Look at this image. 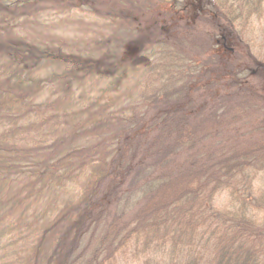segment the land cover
<instances>
[{"label":"trees","instance_id":"16d2710c","mask_svg":"<svg viewBox=\"0 0 264 264\" xmlns=\"http://www.w3.org/2000/svg\"><path fill=\"white\" fill-rule=\"evenodd\" d=\"M113 1L105 9L108 0H0V264H102L134 236L146 238L142 249L136 244L144 264L157 263V244L178 247L167 264H264V183L254 186L264 171L263 136L204 161L197 136L203 127L188 120L201 113L212 127L233 124L239 115L232 111L234 102L247 98L234 90L231 98L222 93L215 103L210 100L208 108L198 97L199 113L191 102L177 109L197 82L187 70L196 65L195 56L213 48L214 38L189 26L187 37L165 35L160 39L166 42H153L140 33V17L159 1ZM212 2L213 28L225 34L246 26L254 0ZM86 4L112 33L85 45L56 41L44 17ZM131 45L140 50L123 57ZM158 66L157 75L170 87L164 82L161 96L152 93L146 103L144 94L140 102L132 99L125 80H137L145 70L153 74ZM175 75L183 82L176 83ZM149 108L156 123L172 126L175 139L161 137L147 146L149 161H123L121 151L138 145L129 141L130 133ZM101 133L108 138L98 139ZM175 145L189 148L183 167L155 175L158 164L169 163ZM128 177L129 190L113 184ZM193 181L197 184L190 187ZM138 183L144 185L133 191ZM147 191L153 204L140 206L139 196L147 201ZM225 191L240 202L238 210L213 205L212 198ZM112 196L117 202L110 216L105 199ZM186 201L194 209H187ZM135 208L139 214L129 219ZM159 229L162 238L155 237ZM80 247L85 250L77 254Z\"/></svg>","mask_w":264,"mask_h":264},{"label":"rangeland","instance_id":"374dc122","mask_svg":"<svg viewBox=\"0 0 264 264\" xmlns=\"http://www.w3.org/2000/svg\"><path fill=\"white\" fill-rule=\"evenodd\" d=\"M158 1L159 2H157V4L153 5L140 17V19L144 22V24H141L143 25L140 29L141 34L143 31V34L146 33L147 37L149 34L152 38L151 41L153 42H166L165 39L164 41H161L160 37H164L165 35H179L187 37L185 31L186 29L189 30V26H191L194 29L201 28L204 32L208 31L209 35L212 36L215 41L213 48L206 52L204 56L194 57L196 65L187 70V73L191 72L194 76L191 80L195 79L197 82L194 84V90H190V93L187 94L184 104H182V109H177L183 110L184 107H191V102L192 107L198 112V109L202 107V105L199 106L200 104L194 103L198 100V97L202 101V104L208 108L210 100L212 103L214 100L215 103V101L220 98H217V96L222 93H224L226 97L231 98L233 93L235 94L234 90L238 91L237 95L240 98H247V101L245 102L240 99L238 103H236L237 101L234 102L236 107L232 111L237 113V115L239 113V115L238 119H236L233 124L223 123L220 127H212L211 123L209 124V120H207L208 117H202L203 114L199 112V114H194L195 117L193 115L189 116L190 119L188 120L193 121L192 123L197 122L196 125L201 128L203 127V129L199 130L203 131V133L195 132L197 133V136H199L198 141H201L199 147L203 152V160L206 161L211 159L210 156L219 158L222 156L223 151L229 150L228 148L231 149L232 147L239 145L243 146L245 144L249 146V142L256 143V141L259 142L262 140L264 138V0H254L252 6L253 11L247 17L245 27L242 25L237 27L235 26L234 29L226 32L225 34L220 32V28H213L212 23L214 21L216 22L215 14L212 12L213 0ZM84 2L86 3L88 0H84ZM108 2L109 3L105 4V6L103 5L105 9L108 8L109 4L115 5V1L113 0H108ZM103 6L101 7L103 8ZM101 7L98 8L102 11ZM44 18H46L45 23L46 20L47 22L50 21L51 34H53L52 36H54V39L60 43L65 42L68 46L70 43L77 44L78 42L85 45L86 41L101 38L106 32L112 33L111 31L113 29H109L104 26L103 19H101L98 13L94 12L88 4L84 6L80 5L69 12L57 13L56 15L53 14ZM104 21L107 22V20ZM49 23L44 24V26L49 25ZM209 23L211 25H209ZM155 25L157 28L159 26V28L156 30V35L152 36L151 32L153 31V28H155ZM243 30H245V32ZM33 35H35V32ZM239 37H241L242 40H239ZM137 41H139V39H137ZM130 47H132V45ZM138 50H140L139 46H133L127 51L123 50L122 55L123 57L127 56V58L131 59L132 56L136 55ZM142 51L143 49H141V52ZM148 51L150 50L148 49ZM160 67L161 66H158L157 68L154 67L152 71L153 74L150 75L148 70L143 71L140 75H137V80L135 77L130 78L129 76V78L125 80L126 86L129 88V92L126 93H131L132 99L138 100L139 102L141 101L143 94L144 102L146 98H151L152 93H156L161 96L163 91H158L164 89V85L161 84L165 82L164 84H167V86L169 85L164 76L160 78V74L157 75L161 72ZM206 72H208V74ZM200 74L202 75L201 77H199ZM219 78H222V82L218 81ZM173 79L176 83L180 80L177 75H175ZM211 79L217 80L216 84L212 83L210 85ZM169 82L173 84L172 81ZM181 82H183V80H180L178 84ZM176 83L175 85H177ZM243 83H246L244 88ZM92 86L93 91L90 87V89L88 88L89 95L92 92V97L97 96L99 83L96 81L94 85L92 84ZM95 88H97L96 91H94ZM147 91L149 96L148 94H145ZM112 95L114 94L112 93ZM220 103L222 104V102ZM151 108L146 109L145 111L146 119H140V121L137 122L138 125L134 128L135 131L130 133L132 138L129 139V141L132 143L133 140L136 139L138 145L135 146V151L131 152L130 149L125 148L121 151L119 157L122 156L121 159L123 161L134 158V164L139 160L140 162L149 161L151 159V155L146 154L148 153L147 146L152 147V142H158L161 137H166L168 142H172L175 139V133L173 132L171 125L168 126V123H166L168 128L164 129V123L158 124L153 120V118H150L149 113L154 112L150 111ZM166 108L167 105L164 109L166 110ZM170 110H174L175 112L176 109L170 108ZM191 117L197 119L193 120L194 118ZM112 122L116 123V120L113 119ZM90 124L94 125L95 120ZM86 127L92 128L90 126ZM107 135L108 133H101L98 139L104 140L108 138ZM124 143L125 140L122 144ZM176 148H178V151ZM174 149L175 150H171V155H168L169 158L167 159L169 163H165V165H162V163L157 165L154 172L155 175L158 171H164V173L167 174L180 166L183 167L184 160L187 159L189 148L187 149L186 147H179L175 145ZM216 171L218 174L217 176H219V174H221L220 171ZM88 174V171H86V174L81 176V178H86ZM171 177L173 176L171 175ZM128 179L129 177L124 182L117 179L116 181L121 183L113 184L121 187L122 189L129 190L131 189V186ZM263 183L264 171H260L259 175L257 174V177L255 178L254 186L259 187ZM196 184L197 181H193L190 187H194ZM142 185H144V183L133 184L132 188L141 187ZM135 190L136 189L133 191ZM140 193L141 192H139V194ZM149 195L150 194L147 191L146 196L148 200L146 201L145 197L143 202H141L142 197L139 196L138 204L140 206H143L146 202L153 204L155 198H149ZM233 196H230V193L227 191L218 193L212 198V203L220 209H230V206H232L234 209L238 210V208L241 207V204ZM116 199L117 196L110 197V204H108V199H105V201L107 200L105 206L108 205V208H110V216L114 211L113 206L117 202ZM156 199L158 200V198ZM187 203V209L193 208V204L186 201V204ZM250 210L252 211L251 207ZM130 214L131 217L129 219L139 214L137 208H135ZM154 233L155 237L159 236V238H162L164 234L161 229L154 231ZM137 238H139V241H137ZM137 238L135 236L132 237V239L130 238V242L125 243L124 248L116 253L115 258L106 259L102 264H144V260L140 257L141 253L139 249H142L145 245L146 238L143 236H138ZM19 243L22 242L18 241L17 244ZM136 244L139 245V249ZM172 245L173 244L169 245L165 249H161L158 248L157 244L155 248V251H157L155 261L157 263L155 264H167L169 259L178 256V253L180 252L178 247H173ZM82 249L85 250V248L82 247L79 249L77 248V254H80ZM148 249H152L153 251V245L152 247L149 246Z\"/></svg>","mask_w":264,"mask_h":264}]
</instances>
